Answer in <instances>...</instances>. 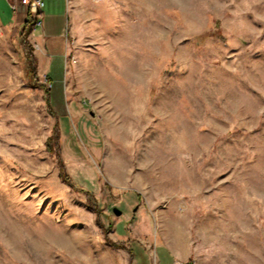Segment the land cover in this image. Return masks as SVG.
<instances>
[{
    "label": "rangeland",
    "instance_id": "1",
    "mask_svg": "<svg viewBox=\"0 0 264 264\" xmlns=\"http://www.w3.org/2000/svg\"><path fill=\"white\" fill-rule=\"evenodd\" d=\"M69 7L52 89L0 25V264H264V0Z\"/></svg>",
    "mask_w": 264,
    "mask_h": 264
},
{
    "label": "crops",
    "instance_id": "2",
    "mask_svg": "<svg viewBox=\"0 0 264 264\" xmlns=\"http://www.w3.org/2000/svg\"><path fill=\"white\" fill-rule=\"evenodd\" d=\"M5 5L9 10V13H3V17L0 11V25L3 27L8 28L11 31L15 32H22L24 29L25 21L27 20L28 14V7L24 0H0V6ZM55 9V12H50L51 14H44L43 13V26L41 28L36 29L35 31L39 32V35L33 37L32 31L30 34V41L37 45L38 51L35 52V59L37 62L38 68H40L41 72L49 79L51 83V89L53 88V77L52 74L54 73V68L58 67V63L61 60L62 55L66 58L67 48H68V17H69V0H61V2L57 1V5L55 7L52 6L50 9ZM43 30L40 33V30ZM66 33V34H65ZM65 37V47L66 49L64 52L56 53L52 52L49 44L51 40L61 39ZM56 78L61 80L64 84L65 89V81H66V62L65 68L63 67L62 73L59 71L56 73ZM70 151V150H69ZM69 162L72 164H77L75 162V158L68 155ZM144 223V224H143ZM142 226L146 229L149 228L147 222H143ZM146 225V226H145ZM167 242H164L163 246H160L161 250L167 249ZM172 247L169 246L170 251L172 252ZM175 262H188L189 259L185 256H173Z\"/></svg>",
    "mask_w": 264,
    "mask_h": 264
},
{
    "label": "trees",
    "instance_id": "3",
    "mask_svg": "<svg viewBox=\"0 0 264 264\" xmlns=\"http://www.w3.org/2000/svg\"><path fill=\"white\" fill-rule=\"evenodd\" d=\"M33 25V20L31 18L30 12L28 11L27 14V20L25 21V25H24V29L22 31V36H24V38H26L30 31H31V27ZM50 90H48V94H49ZM60 176L61 178L69 185H73L70 181V178L66 175L64 168L61 167V171H60ZM99 215V212H98ZM96 222L98 225H100L101 227H103V223L101 222V219L99 217H97ZM107 232H105L106 235ZM106 242L108 243V245L114 247V248H118V249H126V246L122 243H115L113 241H111L107 236H106ZM130 252V255L132 258H135V251L131 248L128 249Z\"/></svg>",
    "mask_w": 264,
    "mask_h": 264
},
{
    "label": "built area",
    "instance_id": "4",
    "mask_svg": "<svg viewBox=\"0 0 264 264\" xmlns=\"http://www.w3.org/2000/svg\"><path fill=\"white\" fill-rule=\"evenodd\" d=\"M29 9L32 20L34 21L33 29L36 30L43 26V8L45 0H24ZM51 88V84L49 85ZM174 264H187L185 262H175Z\"/></svg>",
    "mask_w": 264,
    "mask_h": 264
},
{
    "label": "water",
    "instance_id": "5",
    "mask_svg": "<svg viewBox=\"0 0 264 264\" xmlns=\"http://www.w3.org/2000/svg\"><path fill=\"white\" fill-rule=\"evenodd\" d=\"M113 212L118 217L122 215V211L120 209H118V208H114L113 209Z\"/></svg>",
    "mask_w": 264,
    "mask_h": 264
}]
</instances>
